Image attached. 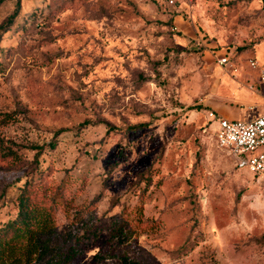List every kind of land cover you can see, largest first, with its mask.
<instances>
[{
	"label": "rangeland",
	"instance_id": "374dc122",
	"mask_svg": "<svg viewBox=\"0 0 264 264\" xmlns=\"http://www.w3.org/2000/svg\"><path fill=\"white\" fill-rule=\"evenodd\" d=\"M14 7L2 0L0 23ZM263 11L264 0H22L0 37V138L22 154L0 160V223L35 169L26 145L61 130L37 156L39 181L65 243L95 230L69 264H264V178L234 166L207 115L252 112L215 55L232 47L264 65Z\"/></svg>",
	"mask_w": 264,
	"mask_h": 264
},
{
	"label": "trees",
	"instance_id": "16d2710c",
	"mask_svg": "<svg viewBox=\"0 0 264 264\" xmlns=\"http://www.w3.org/2000/svg\"><path fill=\"white\" fill-rule=\"evenodd\" d=\"M22 0H15L13 11L0 23V37L7 31L17 16ZM2 0H0V3ZM143 122L127 126L124 130L135 132L137 129L146 127ZM117 131L118 128L109 126ZM61 130L54 133V138L46 144H29L26 148L34 150L35 169L26 177L24 182L17 186V192L13 196L16 205L15 214L0 223V264H69L77 255L85 237L92 235L95 230L86 229L80 235L66 239L57 231L55 226L54 211L57 206V198L54 195L47 196L45 185L39 181L40 172L37 156L45 147L54 149L57 135ZM22 154L20 147L8 140L0 138V160L18 165ZM192 241L183 246L186 251L193 247ZM182 247V248H183Z\"/></svg>",
	"mask_w": 264,
	"mask_h": 264
},
{
	"label": "built area",
	"instance_id": "2783aa9c",
	"mask_svg": "<svg viewBox=\"0 0 264 264\" xmlns=\"http://www.w3.org/2000/svg\"><path fill=\"white\" fill-rule=\"evenodd\" d=\"M215 56L217 64L233 70L236 77L242 66L255 72L257 78L248 82V87H259L264 99L263 64L252 56L234 61L236 51L232 47ZM207 115L216 123L214 135L217 145L232 158L234 166L264 178V113L248 119L222 117L213 110H208Z\"/></svg>",
	"mask_w": 264,
	"mask_h": 264
},
{
	"label": "crops",
	"instance_id": "0c3cea01",
	"mask_svg": "<svg viewBox=\"0 0 264 264\" xmlns=\"http://www.w3.org/2000/svg\"><path fill=\"white\" fill-rule=\"evenodd\" d=\"M239 57L235 56V58L233 60L234 61H238L237 59L243 60L242 57H240V58ZM218 71L220 72L221 70L219 69ZM223 76H225V74ZM256 78L257 77H256L255 72L249 71L246 67L242 66V68L240 69V72H239V79H241L243 82L245 81V84H246V86L248 88V91H249V95H248V99L249 100H248V102H250V104L253 105L251 113L248 112V114H247V112H244V113L243 112H238V111L234 110L233 108H231L230 105H227V104H216L214 106L215 109H209V110L215 111L219 116H222V117H228V118H237L238 117V118H241V119L252 118V117H255V116L259 115V114L264 113V108H260L261 103L264 104V99H263V97L261 95L260 88L256 86V87H253V89H250L248 87V82L254 81V80H256ZM230 90L231 89H229L228 92H230ZM218 92H219V89H218ZM222 92H225V90H222L221 93ZM256 94L261 97V101L262 102L252 98V95L254 96ZM232 116H235V117H232Z\"/></svg>",
	"mask_w": 264,
	"mask_h": 264
}]
</instances>
